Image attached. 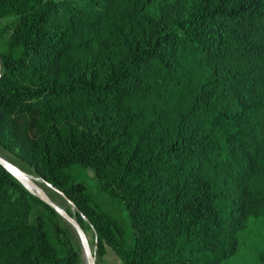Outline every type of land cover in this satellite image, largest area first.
Instances as JSON below:
<instances>
[{
    "label": "trees",
    "instance_id": "obj_1",
    "mask_svg": "<svg viewBox=\"0 0 264 264\" xmlns=\"http://www.w3.org/2000/svg\"><path fill=\"white\" fill-rule=\"evenodd\" d=\"M146 6L147 2L142 9ZM11 13L21 18L8 49H0L4 71L9 74L30 67L33 61L45 63L55 53L49 46L44 9L38 0H0V16ZM150 29L152 40L135 55L131 69L101 86L71 83L27 88L2 77L0 143L2 120L33 124L42 113L84 96L106 101L136 94L141 87L147 89L152 78L143 83L136 78L146 77L152 67L153 74L163 70L169 78L175 62L183 61L190 66L180 70L179 76L186 79L193 68L205 64L206 77L194 87L193 104L181 120V124L196 121L203 126L201 131L181 129L167 148L149 153L144 161L129 159L124 164L106 148L97 155L95 149L83 144L66 146L48 164V180L59 187L56 172L76 162L95 168L103 189L122 200L133 216L137 245L125 264H172L167 256L173 254L186 256L185 264H213L235 251L234 231L243 228L249 217L264 213V0H214L210 4L201 0L191 16L156 28L150 24ZM212 112L217 114L210 120L207 115ZM226 124L234 126L231 131H225L231 127ZM227 147L241 159L242 168L233 173L229 184L217 180L207 184L201 176L222 172L221 153ZM138 167H155L173 177L182 175L188 182H175L174 197L170 195L167 201L169 195L155 193L164 186L162 180L132 178L131 172ZM111 170L117 174L109 176ZM205 188H231L238 195L225 203L223 196ZM10 189L15 194H30L0 164V207ZM149 205L151 208L145 209ZM158 227L166 235H160ZM165 236L174 242L165 241ZM18 239L23 241H14L20 251L12 260L5 253L7 244L0 245V264L72 262V256L58 255L43 231H30Z\"/></svg>",
    "mask_w": 264,
    "mask_h": 264
},
{
    "label": "rangeland",
    "instance_id": "obj_2",
    "mask_svg": "<svg viewBox=\"0 0 264 264\" xmlns=\"http://www.w3.org/2000/svg\"><path fill=\"white\" fill-rule=\"evenodd\" d=\"M38 1L44 9L46 30L51 40L49 46L54 47V56L45 63L33 61L30 67L10 74L4 71L0 57V79L3 77L14 85L27 88L71 83L101 86L112 82L123 71L131 69L135 55L152 40L150 24L156 28L161 23L169 25L176 18H187L197 11L201 2ZM145 2L146 9H142ZM206 2L210 4L214 0ZM20 18L21 15L16 13L0 16V49H8ZM175 63L174 74H169V78H165L163 70L153 74V67L146 77H137L136 80L142 83L152 78V84L147 89L141 87L136 94L106 101L88 100L85 96L76 98L78 100L73 104L42 113L33 124L26 120L13 124L2 120L0 156L27 173L53 202L79 221L89 237L96 264H125V260L132 257L137 245V230L131 211L122 200L103 189L95 168L82 162L63 167L55 174L58 187L48 180V164L64 147L82 144L95 149L97 155L102 152L101 148H106L123 164L129 159L144 161L149 153L167 148L181 129L201 131L203 126L196 121L187 120L181 124V120L193 104L194 87L206 77V66L202 64L200 68H193L191 76L185 79L180 78L179 71L190 65L183 61ZM231 106L234 105H222ZM216 114L212 112L207 117L211 120ZM233 127L225 131L229 132ZM221 159L222 172L201 176L207 179V184L211 185L213 180L229 184L233 173L243 166L241 159L228 147L221 153ZM115 174L117 171L111 170L109 176ZM131 175L135 181L144 178L162 180L164 186L155 193L169 195L167 201L175 193L172 189L175 182H188L185 176L173 177L155 167L145 170L138 167ZM14 178L30 194H15L10 189L7 200L0 207V245L7 244V258L12 260L18 255L20 248L14 241H23L18 239L20 235L24 237L30 231H43L60 257L72 256L71 264H88L82 238L74 224L46 203L39 193ZM205 190L223 196L225 203L229 197L238 195L231 188L226 191L222 188ZM150 208V205L145 207ZM158 229L160 235H166L160 227ZM232 236L237 241L235 251L213 264H264V213L249 217L245 226L234 231ZM163 239L174 242L169 236ZM167 259L172 264H185L187 257L173 254Z\"/></svg>",
    "mask_w": 264,
    "mask_h": 264
},
{
    "label": "water",
    "instance_id": "obj_3",
    "mask_svg": "<svg viewBox=\"0 0 264 264\" xmlns=\"http://www.w3.org/2000/svg\"><path fill=\"white\" fill-rule=\"evenodd\" d=\"M0 77H1V61H0ZM0 164H2L8 171H10L15 177L19 178L25 185L27 184L33 185L40 195V197L48 203L53 209H55L59 214L64 216L67 220H69L71 223L74 224V226L77 228L84 247L86 251L87 256V263L88 264H96L95 260V254L93 252L89 237L87 235V232L84 230L82 225L79 223V221L71 216L69 213H67L62 207L57 205L55 202L51 200V198L47 195V193L31 178L27 173L22 171L20 168H18L16 165L8 161L7 159L0 156ZM28 187V186H27ZM29 188V187H28Z\"/></svg>",
    "mask_w": 264,
    "mask_h": 264
},
{
    "label": "bare ground",
    "instance_id": "obj_4",
    "mask_svg": "<svg viewBox=\"0 0 264 264\" xmlns=\"http://www.w3.org/2000/svg\"><path fill=\"white\" fill-rule=\"evenodd\" d=\"M35 193H38V190L33 186V185H30V184H27Z\"/></svg>",
    "mask_w": 264,
    "mask_h": 264
}]
</instances>
